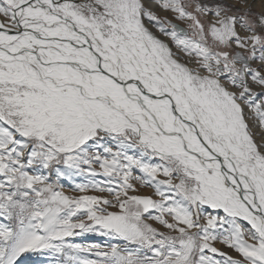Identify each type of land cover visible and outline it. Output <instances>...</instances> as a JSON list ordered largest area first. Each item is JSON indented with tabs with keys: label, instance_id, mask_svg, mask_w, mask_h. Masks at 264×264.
<instances>
[{
	"label": "snow or ice",
	"instance_id": "snow-or-ice-1",
	"mask_svg": "<svg viewBox=\"0 0 264 264\" xmlns=\"http://www.w3.org/2000/svg\"><path fill=\"white\" fill-rule=\"evenodd\" d=\"M256 9L0 0V264H264Z\"/></svg>",
	"mask_w": 264,
	"mask_h": 264
},
{
	"label": "rangeland",
	"instance_id": "rangeland-1",
	"mask_svg": "<svg viewBox=\"0 0 264 264\" xmlns=\"http://www.w3.org/2000/svg\"><path fill=\"white\" fill-rule=\"evenodd\" d=\"M259 2V0H257ZM256 10H259V8L257 7ZM164 16V15H162ZM169 18H171L172 14H168L167 15ZM135 175V173H134ZM97 179H102V177H98ZM77 182H81V183H84L86 182L82 177H77L76 178ZM134 184L137 185L139 191L137 194H151L152 192V189L151 188H147V187H140L139 186V182L138 181H132ZM64 190L66 192V194H69V195H80L81 193H75L71 190V188L68 186L67 183H65V186H64ZM87 194H96V195H99L100 193H87ZM88 238L87 239H83V238H77L78 242H81V243H99L101 244L102 246H105L107 245L109 242H112V243H116L117 241H110L109 238L107 237H101L99 236L98 234H87ZM37 259V257H31V260H35Z\"/></svg>",
	"mask_w": 264,
	"mask_h": 264
},
{
	"label": "bare ground",
	"instance_id": "bare-ground-1",
	"mask_svg": "<svg viewBox=\"0 0 264 264\" xmlns=\"http://www.w3.org/2000/svg\"><path fill=\"white\" fill-rule=\"evenodd\" d=\"M257 7L259 8V2L257 1ZM159 11V14L160 15H168V14H171V13H164L163 11H160V10H158Z\"/></svg>",
	"mask_w": 264,
	"mask_h": 264
}]
</instances>
